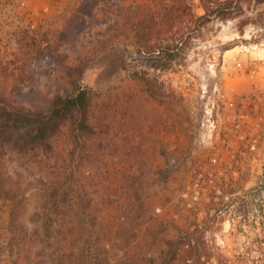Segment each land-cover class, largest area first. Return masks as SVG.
I'll return each instance as SVG.
<instances>
[{"label": "rangeland", "instance_id": "374dc122", "mask_svg": "<svg viewBox=\"0 0 264 264\" xmlns=\"http://www.w3.org/2000/svg\"><path fill=\"white\" fill-rule=\"evenodd\" d=\"M57 2L0 0V103L90 93L49 152L0 147V264H264V0Z\"/></svg>", "mask_w": 264, "mask_h": 264}, {"label": "trees", "instance_id": "16d2710c", "mask_svg": "<svg viewBox=\"0 0 264 264\" xmlns=\"http://www.w3.org/2000/svg\"><path fill=\"white\" fill-rule=\"evenodd\" d=\"M204 13L199 19L207 22L213 18H233L232 0H199ZM90 93L77 88L72 94L57 95L45 111H30L0 103V147L18 155L30 152L47 153L51 150V138L67 121L77 122L76 127H85ZM0 170V192L11 179ZM18 176V175H17ZM6 197V196H5ZM0 194V198H5ZM12 213L17 211L15 205ZM22 256L17 253L14 264H20Z\"/></svg>", "mask_w": 264, "mask_h": 264}, {"label": "crops", "instance_id": "0c3cea01", "mask_svg": "<svg viewBox=\"0 0 264 264\" xmlns=\"http://www.w3.org/2000/svg\"><path fill=\"white\" fill-rule=\"evenodd\" d=\"M72 0H58L57 8L62 9L68 2L70 3Z\"/></svg>", "mask_w": 264, "mask_h": 264}, {"label": "built area", "instance_id": "2783aa9c", "mask_svg": "<svg viewBox=\"0 0 264 264\" xmlns=\"http://www.w3.org/2000/svg\"><path fill=\"white\" fill-rule=\"evenodd\" d=\"M37 2H40V1H42V0H36Z\"/></svg>", "mask_w": 264, "mask_h": 264}]
</instances>
